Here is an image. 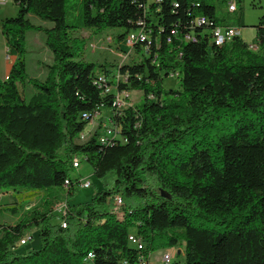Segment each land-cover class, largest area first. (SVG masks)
<instances>
[{
    "label": "trees",
    "instance_id": "16d2710c",
    "mask_svg": "<svg viewBox=\"0 0 264 264\" xmlns=\"http://www.w3.org/2000/svg\"><path fill=\"white\" fill-rule=\"evenodd\" d=\"M12 2L17 16L0 21L15 58L0 79V189L18 195L7 207L14 215L38 204L16 225L0 224V264H140L142 257L153 264L159 242L183 246L184 264H264V16L251 50L241 37L222 46L212 40L216 28L244 27L242 0L235 20L237 12L218 14L226 0H80L70 20L69 0ZM30 15L52 27L33 24ZM199 18L207 24L199 27ZM140 21L149 41L135 47L131 63L108 68L84 60L77 32L120 28V42ZM31 30L44 34L53 56L42 80L27 71ZM99 75L104 87L95 84ZM168 77L179 80L178 89L164 88ZM26 84L35 91L28 101L20 89ZM106 86L116 92L106 94ZM124 91H141L143 101L118 110L116 94ZM102 111L125 142H99ZM96 114L98 128L81 141ZM75 156L97 179L112 177V188L71 204L80 179L71 176ZM145 176L160 187L157 197ZM116 194L126 202L122 216V207L113 210ZM65 200L63 228L54 207ZM33 229L40 248L18 254ZM131 234L142 250L130 244Z\"/></svg>",
    "mask_w": 264,
    "mask_h": 264
},
{
    "label": "rangeland",
    "instance_id": "374dc122",
    "mask_svg": "<svg viewBox=\"0 0 264 264\" xmlns=\"http://www.w3.org/2000/svg\"><path fill=\"white\" fill-rule=\"evenodd\" d=\"M80 0H69L68 10H67V20H70L73 14L77 13V9L80 8ZM218 7V6H217ZM5 10V17L11 18L16 17L17 13H14V10L17 9V6L9 0L6 6L2 7ZM241 11L244 16V27L242 28L241 38L248 44L256 43V26L259 23V20L264 16V0H242L240 4ZM219 16H225L227 14V9L218 7ZM239 12L230 17L235 20ZM33 24H39L40 19L30 15ZM50 23V22H49ZM51 24V23H50ZM123 33V29L120 28H103L97 30L94 28H86L77 32L75 35L85 40V46L82 49L84 54L83 58L86 62L93 64L106 65L108 68H114L117 65L124 63H131L132 59L135 57V50L131 51L124 41H118V36ZM45 36L43 33L38 31H29L27 33V38L25 42V48L27 50L26 61H27V71L31 79H44L46 75L45 66L52 63V53L48 47L44 44ZM130 51V52H129ZM1 58H4V53L0 52V62ZM44 63V67L42 66ZM44 71V73H43ZM163 86L165 89H178L179 80L176 78L168 77L163 81ZM23 92L24 99L28 101L32 95L35 93L31 84H26L24 87L20 88ZM111 93L116 92V88L113 87L110 91ZM129 97L126 101V108L138 106L143 101V93L141 91H130ZM102 120L104 126L108 122L109 113L107 111H102ZM100 120L98 117L95 118L93 127L89 124L87 131L89 135L93 133L99 126ZM72 178H83L87 179L92 183V186L89 189H78L76 196L71 199L79 202L77 204H84L86 201H89L93 195L98 192H102L109 188H112V177H107L104 180H99L93 175V169L91 165L86 162H81V167L75 169L71 174ZM145 179V187L153 194V197H157L160 193V187L157 182L149 177H143ZM18 195L15 192L7 191L5 189H0V224L7 225H16L20 220L22 213L28 208H34L38 201H31L23 209L19 208V213L17 215L12 214L7 210V207L14 206V203L18 202ZM121 197V195L116 194L115 197ZM122 198V197H121ZM123 204L126 203L123 200ZM61 204V203H60ZM58 205V204H57ZM57 205H55L54 210L57 212ZM17 206V205H16ZM120 209V216H122V209ZM113 210H114V201H113ZM59 220H55L54 223H58ZM131 232L134 233L135 229H131ZM31 236L32 238L28 241L26 245H19L16 249L18 254L24 255L28 254L31 251L39 249L41 246V240L39 233L36 229H33L25 235V237ZM183 249V246H178L177 248H169L165 242H159L156 244L153 252L150 253L149 259L153 264H163L162 256L165 252L172 253L173 261L175 264H184V256L177 253L178 250Z\"/></svg>",
    "mask_w": 264,
    "mask_h": 264
},
{
    "label": "built area",
    "instance_id": "2783aa9c",
    "mask_svg": "<svg viewBox=\"0 0 264 264\" xmlns=\"http://www.w3.org/2000/svg\"><path fill=\"white\" fill-rule=\"evenodd\" d=\"M8 1L9 0H0V7L5 5ZM149 1L158 3V2H161L162 0H149ZM226 5H227V10L229 13L237 12L238 0H226ZM195 21L199 27L207 24V20L205 18H199ZM138 26L139 28L137 30L131 31V36H126L125 41H124V43L128 47H130L131 51H133L137 45H142L143 43H146L147 41H149V32H148L149 30L147 29L145 22L140 21ZM237 37H241L240 29L238 28H235V27L216 28L213 31L212 40H213V44L217 46H222L226 43L231 42L233 39ZM191 39H192L191 35H187L185 37L186 41H190ZM146 48L144 49L146 50ZM250 49L257 50L258 47L255 43H253V44H250ZM172 77H175V76H172ZM117 80L123 81L124 78L117 75ZM106 83H107L106 77L104 75H99L97 79L95 80V84L98 85L99 87H104ZM110 91H111V88L106 86L105 93L108 94L110 93ZM129 94L130 93L127 91L116 94L115 105L117 106L118 110H123L126 107V101L129 97ZM97 116L98 114H96L93 117L90 123L91 127H93V123L95 122V118ZM82 118L89 119L91 117L89 114L85 113L82 115ZM109 118H108V122H106V124L102 128V133L99 136V142L102 145H113L117 141L125 142V139H123V137L119 133V130L117 129V127H115V125L112 123V121H110ZM89 131H87L86 129V131L81 136V141H84L89 136ZM81 162H82V158L75 156L73 159L74 169H79L81 167ZM91 186H92V183L89 180L83 179V178L79 179V182H78L79 189H89ZM67 188L68 187H66V189ZM119 207H123V200L121 197L116 196L114 198V211L118 210ZM56 209H57L58 214H60L63 218L61 221L62 227L66 228L67 222L64 218L67 216V213L69 211L68 201L65 200L61 202V204H59V206H57ZM30 239H31V236L24 237V240H21L20 244L26 245ZM129 242L133 246H136L139 250L143 249L144 245L142 243V240L137 235L131 234L129 236ZM92 257H93L92 254H89V258H92ZM162 262L163 264H174L172 253L165 252L162 256ZM140 264H147V260L142 257Z\"/></svg>",
    "mask_w": 264,
    "mask_h": 264
},
{
    "label": "crops",
    "instance_id": "0c3cea01",
    "mask_svg": "<svg viewBox=\"0 0 264 264\" xmlns=\"http://www.w3.org/2000/svg\"><path fill=\"white\" fill-rule=\"evenodd\" d=\"M7 3L3 6H6ZM3 6L0 7V21L2 19L7 18V17H5L6 15H5V10L2 8ZM17 12H18V8L16 10H14V13H17ZM30 19H33L32 16L30 17ZM35 25H37V24H35ZM37 26L51 28L52 24L41 21V22H39V24ZM240 33L242 34V29L240 30ZM44 44H45V42H44ZM1 51L4 53V58H1L2 60L0 62V79L6 80L10 74V71L12 69V65L15 61V58L7 55L5 39H4L2 32H1V29H0V52ZM51 60L53 61V56H52ZM42 66L44 67V63H42ZM43 73H44V71H43ZM77 203H79V202H76L75 200H71V204H77ZM181 252H183V249H180L177 251L178 254H180Z\"/></svg>",
    "mask_w": 264,
    "mask_h": 264
},
{
    "label": "bare ground",
    "instance_id": "6f19581e",
    "mask_svg": "<svg viewBox=\"0 0 264 264\" xmlns=\"http://www.w3.org/2000/svg\"><path fill=\"white\" fill-rule=\"evenodd\" d=\"M129 36H131V33L129 34ZM69 180L66 181V186L69 185Z\"/></svg>",
    "mask_w": 264,
    "mask_h": 264
}]
</instances>
